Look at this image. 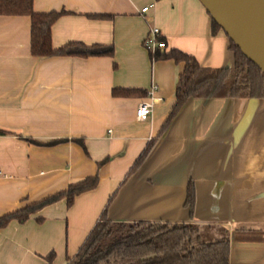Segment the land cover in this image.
<instances>
[{
	"label": "crops",
	"instance_id": "crops-1",
	"mask_svg": "<svg viewBox=\"0 0 264 264\" xmlns=\"http://www.w3.org/2000/svg\"><path fill=\"white\" fill-rule=\"evenodd\" d=\"M32 9L64 11L50 27L53 48L75 41L113 52L31 55L30 17L0 14V216L98 181L69 206L61 198L1 227L0 264H48L49 254L66 264L106 205L112 221L194 224L202 241L228 239V264H264V98L189 97L160 133L183 62L152 59L143 46L150 26L160 29V52L177 49L205 67L234 61L200 1L32 0ZM151 84L160 99L140 121L135 108ZM116 87L138 92L112 95Z\"/></svg>",
	"mask_w": 264,
	"mask_h": 264
},
{
	"label": "trees",
	"instance_id": "trees-1",
	"mask_svg": "<svg viewBox=\"0 0 264 264\" xmlns=\"http://www.w3.org/2000/svg\"><path fill=\"white\" fill-rule=\"evenodd\" d=\"M64 11L35 12L32 0H0V14L28 15L30 17V54L51 55H112V46L101 44L84 45L71 41L53 48L50 27ZM106 17L107 15H94ZM212 29H221L212 20ZM233 53L230 67H205L187 53L177 49L151 54L152 59L170 58L183 62L175 87V101L160 129L162 133L185 100L189 97H245L264 98V74L249 61L239 48L229 40ZM133 88H112V95L132 96ZM145 94L144 91H139ZM1 132V130H0ZM155 139H150L130 166L123 181L133 173L148 155ZM97 176H89L69 184L64 190L48 195L36 202L0 216V228L10 220L24 221L31 213L43 206L65 198L66 205L74 196L94 188ZM113 196V195H112ZM112 196L109 197L107 204ZM194 185L188 180L184 205L192 211ZM107 205L101 211L76 253L67 257L66 264H228L229 242L227 238L202 241L198 227L191 223L138 220L132 222L112 221L106 214ZM48 264L51 254L47 255Z\"/></svg>",
	"mask_w": 264,
	"mask_h": 264
},
{
	"label": "water",
	"instance_id": "water-1",
	"mask_svg": "<svg viewBox=\"0 0 264 264\" xmlns=\"http://www.w3.org/2000/svg\"><path fill=\"white\" fill-rule=\"evenodd\" d=\"M211 19L264 74V0H199Z\"/></svg>",
	"mask_w": 264,
	"mask_h": 264
},
{
	"label": "built area",
	"instance_id": "built-area-1",
	"mask_svg": "<svg viewBox=\"0 0 264 264\" xmlns=\"http://www.w3.org/2000/svg\"><path fill=\"white\" fill-rule=\"evenodd\" d=\"M147 10V6H144L140 9V12L143 13ZM143 46L146 50H148L151 54L155 53L156 50L161 49L165 46V42L161 38V32L158 27L150 26L146 37L143 40ZM156 86L151 84L149 89L147 90L145 98L140 101L135 108V117L140 120H146L148 115L151 112L152 106L156 103L160 98L153 95ZM2 171L0 169V175H2Z\"/></svg>",
	"mask_w": 264,
	"mask_h": 264
}]
</instances>
